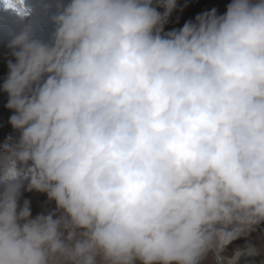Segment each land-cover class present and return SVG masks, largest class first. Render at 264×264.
Returning a JSON list of instances; mask_svg holds the SVG:
<instances>
[{
  "label": "clouds",
  "instance_id": "clouds-1",
  "mask_svg": "<svg viewBox=\"0 0 264 264\" xmlns=\"http://www.w3.org/2000/svg\"><path fill=\"white\" fill-rule=\"evenodd\" d=\"M176 7L69 0L12 36L0 264H264V0L165 33Z\"/></svg>",
  "mask_w": 264,
  "mask_h": 264
},
{
  "label": "bare ground",
  "instance_id": "bare-ground-1",
  "mask_svg": "<svg viewBox=\"0 0 264 264\" xmlns=\"http://www.w3.org/2000/svg\"><path fill=\"white\" fill-rule=\"evenodd\" d=\"M26 2H27V5L35 9V11L29 18L25 19L24 21H21L14 12L4 11L3 0H0V78H4V79L7 78L8 71H9L8 61L9 59H13L10 55V50L8 48V44L12 36L16 34L17 32H19L23 27L31 25L34 28L36 38L41 39L44 42H49L51 39L52 33L54 31V25L51 22V15L55 14L57 10V5L63 4L64 0H26ZM158 2L159 0H154V4ZM224 2L225 0H214L213 2H210L209 4H206L203 8V11L206 12V11H210L211 9L215 8L217 10V14L222 15ZM41 3L47 4L50 6V11L48 13H45L44 11L41 10L40 8ZM191 7H192V4L186 2L185 0H177V7L172 12L171 16L169 17L168 22L164 26L174 28L178 25H181L182 24L181 22L174 23L173 21L175 19H179V18L181 19L182 12ZM158 10L161 12L163 11V9H158ZM3 82H1L0 85H2ZM4 102H5L4 99L0 100V106ZM1 114H3V112L0 110V115ZM8 129H12L9 123H6V122L0 123V132L2 133L6 132ZM54 209H55V205H53L51 210H54ZM49 210L50 209L45 204L42 212L49 211ZM231 252L232 251H228V253H231ZM209 263L211 264V258H209ZM240 264H250V262L246 259H242L240 261ZM255 264H256V261H255Z\"/></svg>",
  "mask_w": 264,
  "mask_h": 264
},
{
  "label": "rangeland",
  "instance_id": "rangeland-1",
  "mask_svg": "<svg viewBox=\"0 0 264 264\" xmlns=\"http://www.w3.org/2000/svg\"><path fill=\"white\" fill-rule=\"evenodd\" d=\"M186 2L192 4V7L189 9H186L185 11L182 12L181 14V19H175L173 22L174 23H182L181 25H178L174 28H170V27H165L164 26V32L167 33L172 31V29H180L183 27V25L188 22V21H193L195 22V18L198 14L203 13V8L206 4H209L210 2H213L214 0H185ZM66 3L69 2V0H65ZM232 2V0H225L224 4H223V10H222V15L226 13L227 10V6ZM173 23V24H174ZM172 24V25H173ZM5 79L4 78H0V83L3 82ZM3 85V83H2ZM2 85H0V100L4 99L5 102L0 106V110L3 112V114L0 115V123L2 122H6L9 123V117L12 115L11 111L6 107L7 101H8V96L7 94L3 91V87ZM2 108V109H1ZM4 115V116H2ZM18 134L14 132V130L12 129H8L6 132H0V149H2L5 145H7L10 140L9 138H17ZM29 200L31 203V212H32V216L33 218L42 213L43 207L46 204L47 207L51 210L53 205H55L54 203L49 204L48 203V199L46 194H42V193H38V192H28V191H23L22 193V197H21V205L23 203V200ZM257 235L258 234H253L252 239L254 241H257V243H260L257 240ZM246 241L244 239H240L235 241L232 245H230L227 249L228 251H233L235 248L243 246V244H245ZM208 264H210L208 262ZM256 264H261V260L257 259L256 260Z\"/></svg>",
  "mask_w": 264,
  "mask_h": 264
}]
</instances>
